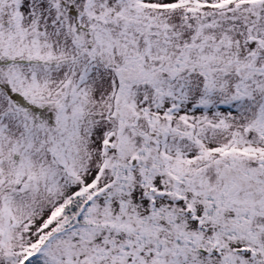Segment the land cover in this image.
Listing matches in <instances>:
<instances>
[{
  "label": "snow or ice",
  "instance_id": "1",
  "mask_svg": "<svg viewBox=\"0 0 264 264\" xmlns=\"http://www.w3.org/2000/svg\"><path fill=\"white\" fill-rule=\"evenodd\" d=\"M0 264H264V0H0Z\"/></svg>",
  "mask_w": 264,
  "mask_h": 264
}]
</instances>
